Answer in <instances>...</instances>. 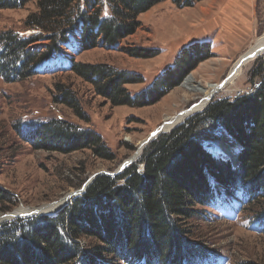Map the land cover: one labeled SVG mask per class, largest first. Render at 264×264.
Returning <instances> with one entry per match:
<instances>
[{"label": "trees", "instance_id": "16d2710c", "mask_svg": "<svg viewBox=\"0 0 264 264\" xmlns=\"http://www.w3.org/2000/svg\"><path fill=\"white\" fill-rule=\"evenodd\" d=\"M30 1L0 0V8L23 7ZM35 1L37 10L26 18L25 25L33 30L27 37L14 31L0 35V75L8 81L34 75L33 68L47 59L73 29L82 30L84 49L118 44L137 31L140 14L167 0ZM172 1L192 6L201 0ZM42 39L50 40L46 46L50 52L30 47ZM210 46L197 42L186 49L151 89L136 96L126 85L142 82L141 75L75 59L71 70L113 104L142 106L157 101L179 84L209 57L204 51ZM132 53L150 57L156 52L138 48ZM251 77L254 91L211 102L203 113L153 140L141 159L122 174L97 176L83 196L56 215L3 222L0 264H95L93 256L78 242L83 235L97 236L104 242L93 247L97 253L116 256L125 263L142 258L148 264H194V258L202 263L208 259L207 254L189 238L184 222L194 217V205L214 203L217 191L210 186L206 169L227 189H233V194L243 190L249 197V210L264 220V59H257ZM58 89L55 102L73 106L81 118L89 121L78 96L63 84ZM217 122L240 144L236 169L215 157L202 141L205 127L211 125L214 129ZM36 125L25 135L16 124V132L36 149H91L103 159L116 157L101 134L67 119ZM0 203L4 205L1 211H8L16 198L0 188Z\"/></svg>", "mask_w": 264, "mask_h": 264}, {"label": "rangeland", "instance_id": "374dc122", "mask_svg": "<svg viewBox=\"0 0 264 264\" xmlns=\"http://www.w3.org/2000/svg\"><path fill=\"white\" fill-rule=\"evenodd\" d=\"M243 2V6L238 0H201L192 6H179L172 0L161 2L140 14L141 25L137 31L114 46L84 49L80 28L71 30L67 39L51 52L46 47L49 39L31 45L32 49L50 52L47 59L33 68L34 75L12 81L0 75V188L16 198L12 209H0V218L17 212L19 208L41 207L66 198L80 191L96 172L116 171L164 122L168 123L172 116L193 108L203 97L202 91L222 82L250 45L264 34V0ZM36 10L35 0L23 7L0 8V35L14 31L27 37L32 29L25 25L26 18ZM197 42L211 45L204 51L209 57L200 61L160 99L142 106L113 104L71 70L72 59H75L83 63L108 64L141 75L142 82L126 85L136 96L151 89L160 76L175 66L178 57ZM138 48L156 53L150 57H138L132 53ZM259 58L264 59L259 56L250 61L241 75L217 92L210 103L254 91L251 73ZM59 84L69 87L78 96L89 121L81 118L73 106L55 102V96L60 93ZM207 107L190 118L203 113ZM57 118L101 134L115 159L95 156L91 149L70 152L36 149L16 132V124H20L22 133L27 135L37 127L36 124ZM190 118L183 119L165 133L177 129ZM210 126L205 127L204 145L215 157L230 162L236 169L239 160L232 159V155L236 158L239 142L227 134L220 122L214 129ZM147 147L148 144L134 162L141 159ZM220 150L229 156H222ZM140 168L143 169L142 164ZM204 173L210 186L217 191L214 203L194 205V217L184 224L190 232L189 238L205 250L208 259L202 263L195 258L191 261L194 264H264V220L256 218L249 210V197L243 190L233 194V189H227L208 169ZM81 196L69 199L58 213ZM2 206L0 203V208ZM10 220H1L0 225ZM78 242L93 256L95 264H130L116 256L97 253L93 247L104 243L97 236L83 235ZM133 264L148 263L142 258Z\"/></svg>", "mask_w": 264, "mask_h": 264}, {"label": "bare ground", "instance_id": "6f19581e", "mask_svg": "<svg viewBox=\"0 0 264 264\" xmlns=\"http://www.w3.org/2000/svg\"><path fill=\"white\" fill-rule=\"evenodd\" d=\"M259 56L264 57V34L259 36L253 43L250 45V48L245 51V53L239 58V60L234 64V66L230 69V71L227 74V83L226 85L222 88H226L229 84H231L234 80H236L241 73L243 72L244 67L250 62L253 61L255 58H258ZM217 85V86H216ZM216 85H211L207 89H204L202 91L203 97L200 98V100L194 105L193 108L183 110L181 113H177L176 115L172 116L169 120L168 123L165 124L164 128H170L172 126H177L182 120H186L188 117L190 118L191 115L204 110L212 98L214 97L215 90L218 89L219 84ZM214 92V93H213ZM207 105V106H206ZM183 120V121H184ZM144 147V141L140 143L139 145V151L136 152L133 156L136 158L141 154L142 150ZM219 153L222 156H229L226 152L220 150ZM232 159L236 160L234 155H232ZM119 168V167H118ZM69 200V199H68ZM67 198H63L58 200L57 202H54L52 204H44L46 205L41 212H46L50 213L53 210H56L58 207L61 205L65 204L67 201ZM26 208V207H25ZM37 207L29 208V209H24V208H19L17 212H25V211H31L33 209H36Z\"/></svg>", "mask_w": 264, "mask_h": 264}, {"label": "water", "instance_id": "95a60500", "mask_svg": "<svg viewBox=\"0 0 264 264\" xmlns=\"http://www.w3.org/2000/svg\"><path fill=\"white\" fill-rule=\"evenodd\" d=\"M228 77V76H227ZM227 77L222 81V82H220L219 83V87H218V89H216L215 90V93L214 94H216L217 92H219L225 85H226V83H227ZM217 86V85H216ZM167 122V121H166ZM166 122H164L162 125H161V127L160 128H158L157 130H155L153 133H151L148 137H147V139L144 141V144L145 145H149L153 140H155V139H157L161 134H163V133H165V132H167L166 130L168 129V128H164L165 127V124H166ZM172 127H175V126H172ZM172 127H170V128H172ZM144 145V146H145ZM143 149H144V147H143ZM143 151V150H142ZM142 153V152H141ZM140 156V155H139ZM138 156V157H139ZM137 157V158H138ZM136 160V157L135 156H133V157H131V158H129V159H127V160H125L120 166H119V168L116 170V171H113V172H111V171H101V172H96V173H94L91 177H90V179H89V181H87L86 182V184L84 185V187H82V189L80 190V191H75V192H73V193H71L70 195H68L66 198H67V200L68 199H71V198H74V197H77V196H81L83 193H85V191L87 190V187L90 185V181H94V179L97 177V176H99V175H101V174H107V175H110V176H117V175H120V174H122L125 170H126V168H128L134 161ZM57 202V201H56ZM54 203V202H53ZM48 204H52V203H48ZM45 206L46 205H43V206H41V207H37L36 209H33V210H31V211H25V212H12V213H7V214H5L3 217H1L0 218V221L1 220H3V219H15V218H27V217H33V216H37V215H44V214H47L48 216H54V215H56L57 213H58V211L64 206V204L63 205H61L60 207H58L56 210H53V211H51L49 214L48 213H44V212H41V210H43V208H45Z\"/></svg>", "mask_w": 264, "mask_h": 264}, {"label": "crops", "instance_id": "0c3cea01", "mask_svg": "<svg viewBox=\"0 0 264 264\" xmlns=\"http://www.w3.org/2000/svg\"><path fill=\"white\" fill-rule=\"evenodd\" d=\"M250 1V0H249ZM239 5L243 6L245 3L243 2V0H238Z\"/></svg>", "mask_w": 264, "mask_h": 264}]
</instances>
